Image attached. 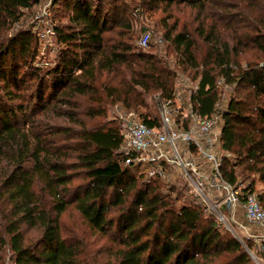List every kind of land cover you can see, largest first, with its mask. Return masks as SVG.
<instances>
[{
  "label": "trees",
  "instance_id": "1",
  "mask_svg": "<svg viewBox=\"0 0 264 264\" xmlns=\"http://www.w3.org/2000/svg\"><path fill=\"white\" fill-rule=\"evenodd\" d=\"M38 1L0 0V82L9 96L10 84L16 91L23 89L18 62L32 42L28 33L18 31L10 36L9 31L20 22L23 11ZM69 1L72 20L80 28L73 32L54 28L56 41L66 48L38 81L40 103L48 91L47 107L40 105L47 119L50 114L62 115L57 105L76 106L70 99L80 96L96 103L87 108L86 117L97 118L104 114L103 104L117 103L137 114L146 126L159 128V117L149 111L147 99L173 101L177 68L194 72L193 110L208 117L218 100L216 82L224 78L233 94L227 96L220 132V149L227 155L221 161V175L231 186L239 185V179L249 181L241 188L242 197L255 193L264 209V102L259 103L264 98V64L260 62L264 57V0H140L148 5L184 4L196 12L194 31L176 32L172 27L165 32L161 42L162 47L168 45L165 56L121 42L105 43L103 34L112 27L100 13L104 7L111 9L109 0L96 5L91 0ZM196 31L207 44L204 58L199 57V42L193 37ZM77 38L82 40L77 46L81 54L72 50ZM169 48L175 68L165 59ZM103 72L106 78L96 86ZM37 78L33 75L30 81ZM9 99L13 103L19 98ZM65 115L79 125V132L35 119L28 126L26 120L18 124L10 107H0V264H5L6 252L10 264H90L93 258L84 253L82 242L62 236L59 218L72 203L91 229L112 235V264H250L244 246L221 234L211 216L203 218V209L195 200L177 208L179 193L173 197V190L162 192L163 182L146 179L143 173L136 176L134 166L124 165L117 152L119 125L86 129L75 114ZM60 136L77 140L67 148L70 152L58 145ZM72 151L88 180L74 192L69 188L74 179L68 163ZM256 183L260 191L255 190ZM70 194L73 198H67ZM23 226L38 231L39 236L26 244Z\"/></svg>",
  "mask_w": 264,
  "mask_h": 264
},
{
  "label": "rangeland",
  "instance_id": "2",
  "mask_svg": "<svg viewBox=\"0 0 264 264\" xmlns=\"http://www.w3.org/2000/svg\"><path fill=\"white\" fill-rule=\"evenodd\" d=\"M93 5L98 4L99 0H91ZM105 1V0H103ZM113 5L111 9L104 7L100 15L107 19V24L112 27V31L105 32L103 34V39L105 43L112 44L116 42H121L129 45L131 48L136 50H142L137 46V41L139 37L148 32L150 34L149 44L151 48H146L143 51H150L154 54H157L159 51L164 55V49L167 48V44L161 46L159 40L164 36L165 32L176 27V32H180L182 29H188L191 32L194 31L198 26V19L196 18V12L190 9L184 4H172L167 6L166 3L160 2L158 4L152 3L143 4L140 0H109ZM50 0H39L38 3L29 10L23 11V17L21 18L18 24H15L12 29L9 31L10 36L16 32L28 33L31 38V47L27 55L18 62L19 68L17 72L20 73L21 79L24 82L23 89L21 91H16L12 84L9 85L8 90L11 93L10 96H18L19 99L12 101L9 99V95L5 94L6 91L3 90L4 85L0 82V107L7 106L13 110L14 114H17L18 124H21L23 120L28 122L35 119L40 123L47 126H62L63 128H71L72 130L79 132V125L69 121L65 116V113L75 114L76 119L81 121L83 126L86 129H92L100 127L104 124L114 123L119 125L120 128L123 124V119L130 111H127L119 104H113L106 102L103 104L104 114L97 117H86L85 113L87 108L91 105L96 107V103L89 101L86 97L75 96L70 99V103L76 102V106L73 105H57L58 110L62 115L55 116L56 113L50 114L49 120L47 119V112L41 111L40 105H45L47 107L48 99L46 95L48 91L45 92V99L41 103L36 98L38 90V81L40 78L44 77V73L53 68L57 62L60 53L65 50L64 44H59L56 41V36H50L47 33L49 28H60L63 32H73L76 31L79 27L77 20H72L74 18L73 13L69 7V0H61L56 5L49 4ZM116 7V10L113 9ZM48 11V12H47ZM193 37L199 42V57L204 58L206 54L207 44L203 41V37H200L198 32H194ZM82 42L81 39L77 38L74 43H72V50L75 52L81 51L78 50L77 46ZM161 46V47H157ZM170 53L165 57L168 60L169 65L172 68H175V57L174 54L169 48ZM165 56V55H164ZM260 62L264 64V57L261 58ZM244 64V63H243ZM242 66L244 67V65ZM178 78L175 84V89L182 88V91L179 89V99L182 102H185L188 99L190 92L194 88L196 82L194 81V72L182 71V68H177ZM38 75V78L30 81L31 76ZM106 78V73H101L97 80L96 86H99V82L103 81ZM45 80H49V77H45ZM30 82V84H28ZM26 84V85H25ZM99 95L104 98L103 93L99 89ZM233 90H228L227 96H232ZM23 97V99H21ZM241 98V97H238ZM264 102V98L259 99V103ZM54 102H51L52 106ZM147 104L149 111L155 115L158 114V105L154 98H148ZM21 106V107H20ZM54 106V105H53ZM181 104L178 101H173L172 108L175 110L174 116L179 118ZM145 110L139 109V112H144ZM132 112V111H131ZM137 115V114H136ZM25 116V117H22ZM222 125L218 126L217 132L220 133ZM69 136H60L61 142L58 145L68 153L71 150H67L68 147H74L77 140H72L68 138ZM223 153V152H222ZM226 153H223L225 156ZM68 163L72 164L71 174L74 176V179L69 185L70 191L74 192L76 189L84 187L88 180L85 177V171L82 165L78 163L75 159L76 153L71 152V155H68ZM227 156V155H226ZM230 160L234 161V157H228ZM146 166L139 165L134 166L133 171L136 173V176L144 171ZM252 178V177H250ZM239 185L246 186L249 181L238 180ZM163 189L162 192L168 193L173 190L172 196L174 197L176 193L180 194L179 201L176 202L175 206L178 208L182 203H187L189 200H192L189 197L190 188L182 180H177L175 186L166 187L162 183ZM169 188H171L169 190ZM261 185H255V190L260 191ZM73 194H70L67 198H73ZM217 200H215L216 202ZM242 212V218L235 217V214L229 213L226 209H221L219 212L223 218L224 224L220 225L218 231L221 234H228L231 238L240 242L243 246L250 247L251 244L247 239L245 232L239 225H245L243 218V210L240 207ZM115 209H110L114 211ZM208 211H203V218L211 216L215 221L213 215L209 214ZM113 213L112 215H115ZM60 225L62 226V236L67 237L71 236L82 242L84 246V253L87 252L92 262L90 264H112L113 256L112 251L115 246L110 242V234L102 235L97 231L91 229L88 224L82 219L79 212L75 208V203H72L67 207L64 213L61 214L59 218ZM24 234V239L26 244L29 241L36 239L39 236V232L36 230H27L26 227H22ZM113 232V229H112ZM5 264H10L8 262V253L5 255ZM250 264H256V262L250 258Z\"/></svg>",
  "mask_w": 264,
  "mask_h": 264
},
{
  "label": "built area",
  "instance_id": "3",
  "mask_svg": "<svg viewBox=\"0 0 264 264\" xmlns=\"http://www.w3.org/2000/svg\"><path fill=\"white\" fill-rule=\"evenodd\" d=\"M50 4L51 1L48 6ZM47 33L55 35L53 28L47 29ZM149 41L150 34L143 33L137 46L146 49ZM161 42L162 38L159 40ZM216 85L219 88L218 100L208 117H201L193 110L191 95L196 84L185 102L178 97L179 89L182 91V88L174 90L173 101L181 104L179 118L174 116L173 101L157 99L159 128L146 126L138 115L129 112L122 118L121 141L117 152L125 166H146L141 172L146 179H157L166 187L175 186L177 180L185 182L190 188L189 197L203 211L214 216L217 227L224 224L219 213L221 209L232 213L241 207L246 226H239L251 244L244 248L256 264H264V209L255 193L242 197V186L229 185L221 175L223 153L217 128L222 125L227 108V92L231 86L225 83L224 78H219Z\"/></svg>",
  "mask_w": 264,
  "mask_h": 264
},
{
  "label": "crops",
  "instance_id": "4",
  "mask_svg": "<svg viewBox=\"0 0 264 264\" xmlns=\"http://www.w3.org/2000/svg\"><path fill=\"white\" fill-rule=\"evenodd\" d=\"M232 214H235V217H238L239 219L242 218V212H241V209L240 207H237L233 212ZM243 218H244V215H243ZM246 226V225H245ZM248 228V226H247Z\"/></svg>",
  "mask_w": 264,
  "mask_h": 264
},
{
  "label": "water",
  "instance_id": "5",
  "mask_svg": "<svg viewBox=\"0 0 264 264\" xmlns=\"http://www.w3.org/2000/svg\"><path fill=\"white\" fill-rule=\"evenodd\" d=\"M51 1V4L55 1V0H50Z\"/></svg>",
  "mask_w": 264,
  "mask_h": 264
}]
</instances>
